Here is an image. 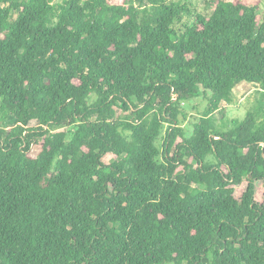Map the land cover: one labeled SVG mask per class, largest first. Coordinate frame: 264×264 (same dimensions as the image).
Wrapping results in <instances>:
<instances>
[{"label":"trees","instance_id":"trees-1","mask_svg":"<svg viewBox=\"0 0 264 264\" xmlns=\"http://www.w3.org/2000/svg\"><path fill=\"white\" fill-rule=\"evenodd\" d=\"M207 4L0 0V264H264V9Z\"/></svg>","mask_w":264,"mask_h":264},{"label":"rangeland","instance_id":"rangeland-1","mask_svg":"<svg viewBox=\"0 0 264 264\" xmlns=\"http://www.w3.org/2000/svg\"><path fill=\"white\" fill-rule=\"evenodd\" d=\"M193 5V10L197 13L208 15L212 11L208 7L207 0H189ZM251 3H258L259 12L264 9V0H244ZM257 87L255 85H250L246 83H242L238 85L233 90V102L230 105L225 103L221 104V108L225 109V116L228 119H238L242 120L245 117L247 111H249L257 98ZM207 104L203 98L194 99L188 101L184 108V112L186 114L187 120L182 123L185 131L190 134L191 133V123H193L202 113L205 105ZM217 119L220 118V115L215 116ZM12 124V121H8L7 125ZM110 158H106L108 161ZM264 189V185H257L256 190V199H259ZM242 191V188L236 190V195H239Z\"/></svg>","mask_w":264,"mask_h":264}]
</instances>
